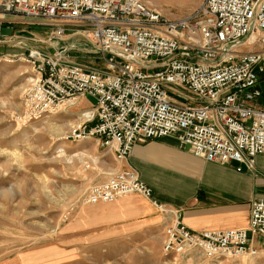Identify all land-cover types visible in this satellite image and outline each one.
Masks as SVG:
<instances>
[{
    "label": "built area",
    "instance_id": "obj_1",
    "mask_svg": "<svg viewBox=\"0 0 264 264\" xmlns=\"http://www.w3.org/2000/svg\"><path fill=\"white\" fill-rule=\"evenodd\" d=\"M198 1L194 14L170 20L141 0H0V43L7 15L76 26L105 65L69 61L67 49L49 55L33 48L36 78L22 95L20 121H41L91 99L82 123L62 140L96 139L122 163L137 144L175 136L208 163L254 171L255 159L264 157V0ZM134 194L168 213L131 168L91 186L81 203L112 204ZM256 238H264V198L251 203L246 230L193 233L172 222L163 255L252 259L259 255Z\"/></svg>",
    "mask_w": 264,
    "mask_h": 264
},
{
    "label": "rangeland",
    "instance_id": "obj_2",
    "mask_svg": "<svg viewBox=\"0 0 264 264\" xmlns=\"http://www.w3.org/2000/svg\"><path fill=\"white\" fill-rule=\"evenodd\" d=\"M141 1L170 20L186 18L200 6L198 0ZM80 30L8 15L2 25V43L14 44L0 45V264H264V238L260 245L255 243L259 255L252 259L214 261L196 251L165 258L166 215L137 194L120 200L137 198L148 204L147 211L138 206L118 210L103 209L114 204L82 205L91 186L121 170L114 155L96 139L62 140L82 123V114L93 100L82 103L81 99L41 121L25 124L19 119L22 95L36 78L29 59L33 48L49 55L67 49L69 61L105 68ZM51 122L62 128V135L49 133ZM157 218L162 221L153 224Z\"/></svg>",
    "mask_w": 264,
    "mask_h": 264
},
{
    "label": "crops",
    "instance_id": "obj_3",
    "mask_svg": "<svg viewBox=\"0 0 264 264\" xmlns=\"http://www.w3.org/2000/svg\"><path fill=\"white\" fill-rule=\"evenodd\" d=\"M88 99H82V103ZM120 169H134L153 191V200L168 213L165 222H181L193 233L246 230L251 203L264 198V157L255 159L254 173L232 163L222 166L193 156L177 137L137 144ZM241 168L243 169L241 171ZM148 200V199H147ZM150 203H152L151 200ZM103 209L133 207L143 212L148 204L125 199ZM153 205V204H152ZM157 218L153 224H160ZM261 238L254 239L260 245Z\"/></svg>",
    "mask_w": 264,
    "mask_h": 264
},
{
    "label": "bare ground",
    "instance_id": "obj_4",
    "mask_svg": "<svg viewBox=\"0 0 264 264\" xmlns=\"http://www.w3.org/2000/svg\"><path fill=\"white\" fill-rule=\"evenodd\" d=\"M23 60V58H21ZM20 59V60H21ZM14 61V60H13ZM33 82V81H32ZM45 130V129H44ZM47 130L49 131L50 134L52 135H62V128L55 124V123H47ZM127 199H132V198H127Z\"/></svg>",
    "mask_w": 264,
    "mask_h": 264
},
{
    "label": "water",
    "instance_id": "obj_5",
    "mask_svg": "<svg viewBox=\"0 0 264 264\" xmlns=\"http://www.w3.org/2000/svg\"><path fill=\"white\" fill-rule=\"evenodd\" d=\"M19 36H32L31 34L27 33V32H18L17 33ZM13 45L14 43L13 42H4V43H0V45ZM245 169V167H244Z\"/></svg>",
    "mask_w": 264,
    "mask_h": 264
}]
</instances>
